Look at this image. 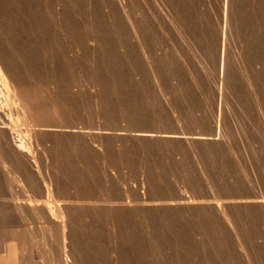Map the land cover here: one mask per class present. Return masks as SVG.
Segmentation results:
<instances>
[{
	"label": "rangeland",
	"instance_id": "1",
	"mask_svg": "<svg viewBox=\"0 0 264 264\" xmlns=\"http://www.w3.org/2000/svg\"><path fill=\"white\" fill-rule=\"evenodd\" d=\"M0 45L73 264H264V0H0ZM28 231L19 264H67Z\"/></svg>",
	"mask_w": 264,
	"mask_h": 264
},
{
	"label": "bare ground",
	"instance_id": "2",
	"mask_svg": "<svg viewBox=\"0 0 264 264\" xmlns=\"http://www.w3.org/2000/svg\"><path fill=\"white\" fill-rule=\"evenodd\" d=\"M3 63L0 64V242L12 243L14 247L8 249V254L0 256V264H14V261L19 264L29 255L31 250L25 245L32 242L33 238L28 230L34 231L36 226L46 235L45 237L49 236L52 242L60 244V253L66 263L73 264L71 259L74 258L76 242L73 232L76 223L74 210L79 208L80 198L75 197L78 199L76 201L68 200L67 195L61 190L63 187L61 181H53L49 177L50 166L43 160L40 152L38 155L41 159L37 162V149H34L35 141L31 137L34 118L27 112L29 111L27 106V110L22 107L23 105L19 106V103L24 101L19 94L22 88ZM4 91L7 93L6 96ZM14 102L18 105L16 112L22 114L29 136H21L22 132L18 133L9 117V112H12L9 103ZM37 146L35 148H38ZM28 223L34 224H29L31 228L28 229L26 228ZM74 254L76 255V252ZM75 257L77 259V256Z\"/></svg>",
	"mask_w": 264,
	"mask_h": 264
}]
</instances>
